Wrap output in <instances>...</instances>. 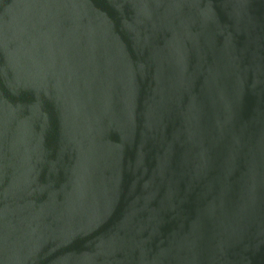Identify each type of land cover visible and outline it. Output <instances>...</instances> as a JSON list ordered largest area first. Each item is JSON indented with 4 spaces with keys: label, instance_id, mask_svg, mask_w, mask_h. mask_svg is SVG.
I'll return each mask as SVG.
<instances>
[{
    "label": "water",
    "instance_id": "1",
    "mask_svg": "<svg viewBox=\"0 0 264 264\" xmlns=\"http://www.w3.org/2000/svg\"><path fill=\"white\" fill-rule=\"evenodd\" d=\"M0 264H264V0H0Z\"/></svg>",
    "mask_w": 264,
    "mask_h": 264
}]
</instances>
